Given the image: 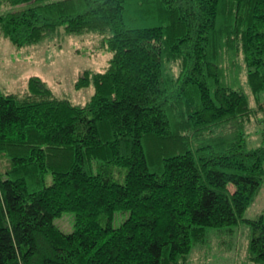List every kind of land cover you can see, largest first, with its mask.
Segmentation results:
<instances>
[{
	"label": "trees",
	"instance_id": "16d2710c",
	"mask_svg": "<svg viewBox=\"0 0 264 264\" xmlns=\"http://www.w3.org/2000/svg\"><path fill=\"white\" fill-rule=\"evenodd\" d=\"M30 3L0 14L15 47L95 33L111 56L76 79L85 104L38 76L0 89V264H187L240 223L236 264H264V215L244 217L264 174V132L253 148L245 132L250 97L264 113V0H0Z\"/></svg>",
	"mask_w": 264,
	"mask_h": 264
},
{
	"label": "rangeland",
	"instance_id": "374dc122",
	"mask_svg": "<svg viewBox=\"0 0 264 264\" xmlns=\"http://www.w3.org/2000/svg\"><path fill=\"white\" fill-rule=\"evenodd\" d=\"M0 6V14L30 6ZM111 53L99 47V36L95 33L70 34L58 33L39 44L17 48L0 33V89L3 93L24 94L27 79L40 77L59 97L75 104H85L92 96V85L76 89L74 83L86 69L103 71L108 65ZM231 70V68H227ZM233 86L249 95L244 72L233 79ZM252 111L247 124L246 139L250 148L261 144L260 135L264 132V113L255 110L256 104L249 98ZM49 178V177H48ZM50 180V178H49ZM48 180V181H49ZM264 215V174L259 193L246 210L247 219ZM74 215L64 212L55 220L56 225L65 233L73 229ZM118 223V222H116ZM223 228H208L204 244L195 245L187 264H236L247 251L250 240L248 227L240 223L231 226L230 232Z\"/></svg>",
	"mask_w": 264,
	"mask_h": 264
}]
</instances>
